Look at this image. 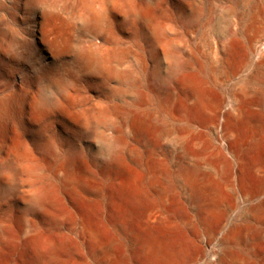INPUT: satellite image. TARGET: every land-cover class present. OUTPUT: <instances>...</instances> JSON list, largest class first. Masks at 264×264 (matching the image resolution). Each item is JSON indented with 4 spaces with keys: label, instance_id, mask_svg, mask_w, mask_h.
Instances as JSON below:
<instances>
[{
    "label": "bare ground",
    "instance_id": "6f19581e",
    "mask_svg": "<svg viewBox=\"0 0 264 264\" xmlns=\"http://www.w3.org/2000/svg\"><path fill=\"white\" fill-rule=\"evenodd\" d=\"M147 1L149 8L155 5V0ZM134 3L133 0H0V85H37V98L32 106L37 114H42L58 99L67 101L66 85H76L82 77H93L103 85L120 84L127 74L121 69V55L110 48L117 33L113 23L135 18L148 27V36L154 44L163 35L150 14L140 13ZM20 8H23L22 26L14 14ZM252 21L264 22V2L257 7ZM76 31L81 37H76ZM233 42L219 45L223 52V60L216 68L219 75L226 74L225 68L235 63ZM141 64L145 65L143 59ZM259 65L264 66V57ZM198 74L201 75V70ZM198 74H175L171 68V85L163 86L159 92L153 89L156 93L153 112L121 110L120 124L127 130V137L114 138L119 148L114 149V145L107 157L100 160L72 151L56 178L57 189L72 200L94 201L107 192L120 215L115 228L124 238L112 237L101 244L97 254L106 264H117L116 248L127 242L137 246L146 259H162L166 238L173 242L195 231L196 225L184 203L197 210L200 227L210 241L214 240L223 215L232 209L231 200L237 194L231 161H237L238 156L251 162L258 181L256 191L264 189V89L253 92L248 85L238 88L232 105L222 112L221 102L209 96L210 87L204 85ZM15 77L19 78L18 83H14ZM47 88L53 89L54 97ZM14 96L9 93L0 98V111L10 112ZM26 96L25 93L23 97ZM140 97L134 101L135 109L143 104ZM83 110L90 127L100 137L101 146L106 147L99 131L107 122L106 109L83 104ZM221 115L224 120L220 134L233 160L225 156L224 149L203 138L207 129L217 130ZM18 124L23 127L22 121ZM162 133H171L174 159L181 163L176 169L170 170L163 159L159 146ZM44 146L47 148L49 143ZM22 169L30 174L33 167L24 164ZM174 185L180 198H172ZM33 193L29 210L38 218L49 219L53 189L38 188ZM245 196L252 194L247 192ZM136 212L143 232L146 229L147 233L127 237L124 221ZM248 215L255 225H264V198ZM57 222L63 224L65 219L59 217ZM5 232V227H0V242L4 241ZM37 233V226H31V237ZM255 240H264V232H256L253 237L243 226L229 228L221 236L226 249L218 255L217 263L253 264L247 248ZM235 250L240 254L236 255Z\"/></svg>",
    "mask_w": 264,
    "mask_h": 264
},
{
    "label": "rangeland",
    "instance_id": "374dc122",
    "mask_svg": "<svg viewBox=\"0 0 264 264\" xmlns=\"http://www.w3.org/2000/svg\"><path fill=\"white\" fill-rule=\"evenodd\" d=\"M133 1L140 13L150 14L163 35L154 44L148 36V27L135 18L113 23L117 33L110 48L121 55V69L127 74L120 84L103 85L93 77H82L76 85H66L67 101L58 99L57 104L42 114H37L32 106L37 98V85H0V98L15 94L10 112L0 111V227L6 229L5 239L0 242V264H106L97 254L101 244L112 237L124 238L115 228L120 215L107 192L94 201L72 200L57 189L56 178L72 151L100 160L107 157L114 145V149L119 148L114 138L127 137V130L120 124L121 110L153 112L156 94L153 89L159 92L163 86L171 85V68L175 74H198L201 70L198 77L210 87L209 96L221 102L222 112L230 108L238 88L248 85L253 92L264 89V66L259 65L264 57V22L252 21L264 0H155L151 8L147 0ZM23 4L24 1L22 7ZM20 9L14 14L22 26L23 8ZM75 34L81 37L79 31ZM229 40L236 43L235 63L225 68L226 74L219 75L216 68L223 60L221 45ZM14 80L19 82L18 77ZM47 89L54 97L53 89ZM139 97L143 98V104L135 109L134 101ZM83 104L106 109L107 122L99 128L106 147L101 146L100 137L90 127ZM223 120L221 115L217 130L207 129L203 138L224 149L225 156L232 159L220 134ZM159 146L170 170L181 165L174 159L171 133L160 135ZM241 157L231 161L237 194L231 200L232 209L223 215L214 240L210 241L200 227L197 210L184 203L196 225L193 233L177 237L173 242L166 238L163 257L159 260L146 259L137 246L127 242L116 248L117 264H218V255L226 249L221 236L229 228L243 226L253 237L256 232H264V225H255L248 215L264 198V189L256 191L258 181L252 164ZM24 164L33 167L30 174L22 169ZM45 187L53 189L49 219L38 218L29 210L33 190ZM247 192L252 196H245ZM171 194L172 198H180L175 185ZM133 215L124 221L127 237L144 229L138 212ZM59 217L65 219L63 224L57 222ZM34 225L38 233L31 237L29 229ZM146 233L145 229L143 234ZM247 249L253 264H264L260 260L264 256V240L251 242ZM235 253L240 254L239 250Z\"/></svg>",
    "mask_w": 264,
    "mask_h": 264
}]
</instances>
